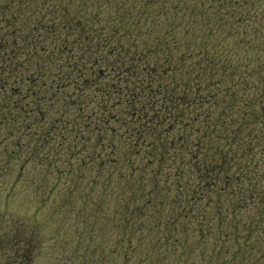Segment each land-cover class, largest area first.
<instances>
[{
    "label": "trees",
    "instance_id": "16d2710c",
    "mask_svg": "<svg viewBox=\"0 0 264 264\" xmlns=\"http://www.w3.org/2000/svg\"><path fill=\"white\" fill-rule=\"evenodd\" d=\"M239 3L0 0L11 158L123 264H264V56Z\"/></svg>",
    "mask_w": 264,
    "mask_h": 264
},
{
    "label": "rangeland",
    "instance_id": "374dc122",
    "mask_svg": "<svg viewBox=\"0 0 264 264\" xmlns=\"http://www.w3.org/2000/svg\"><path fill=\"white\" fill-rule=\"evenodd\" d=\"M233 2H241L235 15L240 9L248 15V46L252 51L260 49L264 56V0ZM262 60L264 63V57ZM252 74L251 79H255V71ZM1 113L0 120L4 121L5 116ZM7 130L4 125L0 126V264H81L80 256L90 255L86 251L90 247L105 248L92 253L95 256L92 264H123L121 251L114 253V257L108 254L107 247L113 249V245H118L115 239L106 242L103 238L102 243L95 239L89 245L91 242L86 233H81L82 224L76 218L75 212L81 209L62 205L64 186L49 193V187L55 181L52 175L45 182L39 176L41 188L32 190L30 181L35 180L33 173L36 168L33 163L25 162L20 169L22 160L11 158L9 152L17 139L5 138ZM26 143L28 146L30 142ZM143 246L148 249L151 245L146 242ZM157 255L151 252L149 261L142 263L138 253L132 254L128 264H158L155 261ZM166 261L165 264L171 262L169 259Z\"/></svg>",
    "mask_w": 264,
    "mask_h": 264
}]
</instances>
